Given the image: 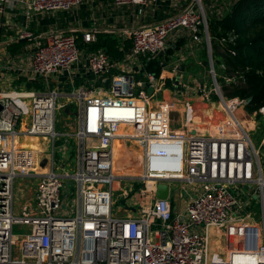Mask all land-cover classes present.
I'll return each instance as SVG.
<instances>
[{
  "label": "built area",
  "instance_id": "1",
  "mask_svg": "<svg viewBox=\"0 0 264 264\" xmlns=\"http://www.w3.org/2000/svg\"><path fill=\"white\" fill-rule=\"evenodd\" d=\"M87 1L0 0V17L9 6H19L30 18L68 12ZM158 1L113 3L137 6L144 13ZM181 1L184 11L131 29L126 35L131 47L122 62L155 61L188 38L184 55L165 54L168 62H160L162 72L176 79L182 62L194 56V44L206 39L214 88L193 80V94L185 95L181 108L186 114L181 126L175 125L177 100L152 104L165 90L163 73L146 67L113 73L118 62L103 49H85L74 34L51 30L37 38L27 28L18 31L17 39L35 41L29 80L49 81L84 65L96 81L107 80L108 86L81 85L65 94L50 86L40 91L0 90V264H264V136L257 144L253 124L247 126L259 116L264 125V107L248 113L246 121L236 115L237 110L245 111L248 100L222 93L201 0L173 4ZM222 2L217 18L232 7V0ZM94 39L84 34L86 43ZM219 66L224 72L225 66ZM11 70H23L22 64L0 60V75ZM224 78L236 83V76ZM60 98L70 100L68 107L75 104L74 134L56 129L57 111L65 108ZM65 135L74 138V151L67 140L57 144ZM29 138L45 143L38 149L24 146ZM135 163L141 167L139 175L116 171L118 166L131 170ZM17 180L24 186L15 214ZM175 182L181 184L177 204L171 198ZM160 184L169 186L167 199L157 197ZM119 187L118 194L125 196L124 216L113 213ZM16 225L25 226L26 233L15 234ZM211 230L224 235L223 254H210Z\"/></svg>",
  "mask_w": 264,
  "mask_h": 264
},
{
  "label": "crops",
  "instance_id": "2",
  "mask_svg": "<svg viewBox=\"0 0 264 264\" xmlns=\"http://www.w3.org/2000/svg\"><path fill=\"white\" fill-rule=\"evenodd\" d=\"M177 0H159L155 6L150 7L146 10V12L141 13L140 8L137 6H122L116 7L113 3V0H89L79 7H76L68 12H58L54 15H46L43 13L35 14L32 17H27L24 13L23 9L15 6H9L4 14L0 17V60L1 61H13L17 63H21L23 70L15 71H4L3 74L0 75V82L4 83L7 88L11 83L16 85V83L22 82L24 86L29 88L30 90H36L34 88L43 86H50L51 88L58 89L62 91V93L71 92L73 89L76 90L81 85L90 86L95 83L96 87H102L105 85V81L95 80L94 77L87 71L84 65L73 68L70 72H62L56 78L51 79L49 81L37 77L28 79V67L30 65L31 54L33 53V48L35 45L34 40H20L17 39V33L19 30L23 28H27L32 31L37 38L44 36L49 33L51 30H55L57 32H62L65 34H74L81 46L85 49H90L89 47H93L94 44H97L102 40V38L110 37L112 39H116L121 43L120 49H127L131 47V42L128 40L126 35L131 31L133 27L138 26H147L159 23L165 20L168 17H171L177 13L184 11L186 8V4L184 1H181L178 6H175ZM221 7L224 6L222 0H220ZM215 5V0H213V4H210L208 9H211ZM223 5V6H222ZM228 8V7H227ZM230 10V8H225L224 15ZM206 12V11H205ZM209 15V18H217V14L212 13ZM91 33L94 35V41L92 43H86L84 41V34ZM211 37V35H210ZM188 38L182 39L176 47L169 49L166 53L161 54L155 61L164 62V64L168 61L164 60V55L167 56L170 54L176 55H184L187 52L185 45L187 44ZM130 49V48H129ZM129 49L126 51L125 56ZM207 51V43L206 39L199 44H194V56H190L188 60L192 58L201 59L203 62V69L208 68L204 64L207 60H202L203 58V50ZM172 52V53H171ZM209 58L207 52V59ZM124 60V59H123ZM122 61L118 62L117 68L113 70V73L120 72L123 69L138 71L140 68H148L150 63H154L155 61L148 62L146 58H139L136 62L131 64H123ZM215 60H219L220 64L221 59L215 58ZM188 61L182 64H187ZM218 64V65H220ZM23 71V72H21ZM163 66H161L160 73H163ZM180 76L176 79H173L167 73H163L165 90L163 92L157 93L161 96V99L154 100L157 94L152 99V104L156 105L163 101L169 100H177L179 103L180 111L176 112L178 121L175 123L176 126L183 125L184 120H186V114L183 112L182 107H184L185 95L189 93H184V85L187 80L186 76V66L183 71H181ZM180 77V80H179ZM200 78V77H199ZM3 79V81H1ZM195 80V79H193ZM199 79L198 81H200ZM201 82V81H200ZM206 82V81H205ZM180 84L179 89L175 88V84ZM207 83V82H206ZM205 83V84H206ZM202 84V83H201ZM204 84V83H203ZM202 84V85H203ZM2 85V84H1ZM0 85V86H1ZM2 89L3 92H10L15 89L14 87L9 89ZM37 88V89H38ZM28 90V91H30ZM44 90V89H42ZM40 91V90H36ZM215 97V96H214ZM216 98V97H215ZM202 98H199V104H202ZM70 100L65 98V101L61 103L65 108L62 110V114L68 118L70 124V133H76L78 130L75 124L72 122V116H76V107L75 104L71 102L68 107V103ZM204 103V102H203ZM195 107H198L194 105ZM247 113V112H246ZM250 114V113H249ZM248 115V113H247ZM254 123V128H257V123L253 120L251 121L249 128H252V124ZM71 124L74 127H71ZM72 125V126H73ZM264 127V125H263ZM255 130V129H254ZM264 136V131H263ZM34 144L31 145L33 148H39L41 143H45L43 139L33 140ZM119 142V141H117ZM118 152H120V142L117 143ZM260 142V141H259ZM133 149L137 153H140V149L132 145ZM135 156V155H134ZM136 157V156H135ZM179 198L176 199L175 203L179 202ZM210 240H209V252L210 254L213 252L221 251L226 252V240L223 234H217L215 231L210 232ZM223 254V253H221Z\"/></svg>",
  "mask_w": 264,
  "mask_h": 264
},
{
  "label": "trees",
  "instance_id": "3",
  "mask_svg": "<svg viewBox=\"0 0 264 264\" xmlns=\"http://www.w3.org/2000/svg\"><path fill=\"white\" fill-rule=\"evenodd\" d=\"M208 24L214 57L221 59L227 77L236 76V83H226L224 77L220 80L227 98L251 99L246 110L250 114L259 111L264 107V0H232L230 10L221 18H209ZM120 47L118 40L107 37L89 48L103 49L111 60L120 62L130 48ZM202 55L207 58L205 49ZM147 70L160 75L159 61L150 63Z\"/></svg>",
  "mask_w": 264,
  "mask_h": 264
},
{
  "label": "rangeland",
  "instance_id": "4",
  "mask_svg": "<svg viewBox=\"0 0 264 264\" xmlns=\"http://www.w3.org/2000/svg\"><path fill=\"white\" fill-rule=\"evenodd\" d=\"M201 4H202L203 8L206 11L207 17H209V15L211 14L210 11H212V13H214V14H217V10L220 11V7H221L220 6V4H221L220 0H215V5L211 9H208L209 8L208 6L210 4H213V0H201ZM202 60H207V58L206 59L203 58ZM200 62H201V64H200ZM202 64H203V62L201 61V59H197L196 57L188 60V63L185 64L186 70H187V72L185 73L186 76H187V80L185 81V85H184V90L183 91H187V87H189V88H191L189 90V93L193 94V88H194L193 79L199 80L201 78H204L206 80L208 88H214V80L211 79L212 76L209 74L208 68L203 69ZM220 69L221 68L218 67L216 69V71H217V75H218V83L222 86L221 81H220L221 78H222L221 76L225 77L226 75L224 74V72H220ZM1 81H3V79H1ZM9 83L11 85L8 86V88H7V86L4 83L0 82V85L2 84L0 86V89H1V87L4 90L6 88L9 89L11 87L12 88L14 87L15 89H18V90H30L29 88H27L26 86H24V85H22L20 83H16L15 86H14L13 83H11V82H9ZM37 88L38 87H36L34 89L42 90V89H46L47 86L45 85L44 88H43V86H40L38 89ZM226 92L227 91L222 86V93L224 94L225 97H227ZM161 98L162 97L157 94V96L154 98V100L161 99ZM229 98H231V97H229ZM64 101H65V98H60L58 103H62ZM241 111H242V115L240 116L241 118L245 119V121L248 120V118L250 119V117L247 115V113H249V112L246 110V107H245V111H243V110H241ZM72 122H73V124H75V126L78 129V126H77L78 119L74 115L72 116ZM256 123H257V128H255V132L253 134V139L258 144L259 141H261L262 138H263L264 127L262 125V122L259 119H258V121H256ZM69 124H70V122H69L68 118H66L65 115L62 114V110L58 109V111H57V123H56L57 131L60 132V133L69 134L70 133ZM73 124H71V127H74ZM247 126H250V125L247 124ZM252 126L254 128V123H253ZM66 140L68 141L69 147L72 148V150L74 151V149H73L74 143H75L74 142V138L69 136V135L60 136V139L57 141V144L60 145V144L64 143ZM42 145L44 147L47 146L45 144H42ZM117 154L119 155V153H117ZM60 161H61V159L59 158V156H57L56 157V162H57L58 165L60 164ZM263 162H264V157H263ZM70 170L73 171L74 169H70ZM125 181H127L128 185L130 184L129 180H125ZM135 183H136L137 186H140L139 182H135ZM23 186H24L23 181L17 180L16 185H15V201H16L15 202V214H18V212H17L18 201L17 200L19 199L20 192H21V189L23 188ZM180 187H181L180 182L179 183L175 182L172 185L171 198H172V201H174V202L176 201L177 198L180 199V197H181V189H180ZM121 191H120V187H119L117 189V191H116V194L114 195L113 213L115 215H118V216H121V215L124 216L125 215L124 208H125V203L126 202H125V196L124 195H121V196L119 195V194H121L120 193ZM252 209H254L255 211L257 210V213H258L259 206L254 204ZM256 219H258V218H256ZM26 231H27V228L25 226H19V225L14 226V233L15 234H23V233H26Z\"/></svg>",
  "mask_w": 264,
  "mask_h": 264
},
{
  "label": "water",
  "instance_id": "5",
  "mask_svg": "<svg viewBox=\"0 0 264 264\" xmlns=\"http://www.w3.org/2000/svg\"><path fill=\"white\" fill-rule=\"evenodd\" d=\"M210 42H211V40H210ZM211 45H212V43H211ZM161 54H163V52H162ZM204 64H205L206 66H208L209 62H208V61H205ZM216 64H217V65L220 64V61H219V60H216ZM184 68H185V65H184V64H181V66H180V70L183 71ZM200 81H201V83L203 84V83L205 82V79H204V78H201ZM105 85H106V87L108 86V81L105 82ZM153 91H154L153 88H149V89H148L149 94H152ZM250 100H251V99H248V102H249ZM1 110H2V105H1V103H0V111H1ZM168 196H169V186L166 185V184H160L159 187H158V191H157V197L160 198V199H167Z\"/></svg>",
  "mask_w": 264,
  "mask_h": 264
},
{
  "label": "bare ground",
  "instance_id": "6",
  "mask_svg": "<svg viewBox=\"0 0 264 264\" xmlns=\"http://www.w3.org/2000/svg\"><path fill=\"white\" fill-rule=\"evenodd\" d=\"M236 115L238 116V117H240V115L238 114V110H237V112H236ZM123 130V129H122ZM38 138H29L27 141H25L24 143H23V145L24 146H29V147H31V145H33L34 144V142H33V140H37ZM120 142V141H119ZM119 142H117V143H119ZM31 148H33V147H31ZM34 149H37V148H34ZM119 149V148H118ZM117 156H118V154H117ZM116 171H119V172H121L122 174H124L125 172H127V173H136V175H139L141 172V167L139 166V164L138 163H135V165L133 166V168L131 169V170H128V169H126L125 167H119L118 166V168H117V170Z\"/></svg>",
  "mask_w": 264,
  "mask_h": 264
}]
</instances>
